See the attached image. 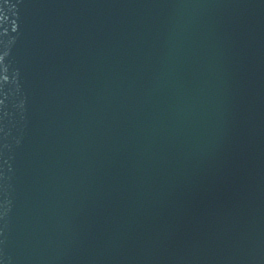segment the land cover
Masks as SVG:
<instances>
[{
	"label": "water",
	"instance_id": "water-1",
	"mask_svg": "<svg viewBox=\"0 0 264 264\" xmlns=\"http://www.w3.org/2000/svg\"><path fill=\"white\" fill-rule=\"evenodd\" d=\"M0 264H264V0H0Z\"/></svg>",
	"mask_w": 264,
	"mask_h": 264
}]
</instances>
